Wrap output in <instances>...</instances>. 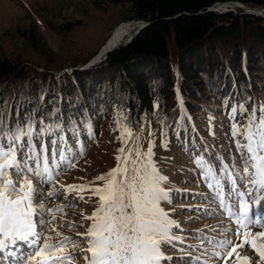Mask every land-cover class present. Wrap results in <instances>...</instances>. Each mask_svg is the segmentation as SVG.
<instances>
[{
    "label": "snow or ice",
    "instance_id": "6c2138e0",
    "mask_svg": "<svg viewBox=\"0 0 264 264\" xmlns=\"http://www.w3.org/2000/svg\"><path fill=\"white\" fill-rule=\"evenodd\" d=\"M238 108L240 115H244V106ZM236 112L234 108L233 114ZM258 112L253 109L243 125L239 122L232 125L242 165V171L235 173L238 179L229 172L225 184L216 180L213 185L216 173L211 165L202 156L194 158L204 178L209 180V187H215L221 206H225V199L232 200L226 207L237 225V237L241 228L245 230L239 245L212 238H204L203 243L221 249L231 246L227 256L236 253L239 264H249L250 258L241 257L237 252V248L245 244L259 257V264H264V106ZM49 115L54 117L56 112ZM120 130L119 139L125 147L118 149L116 167L96 178L103 182L102 186H62L65 199L70 191L89 190L99 199V206L92 215L83 217L92 223L86 233H78L87 237L80 257L84 264H173V258L164 248L174 247V242L183 243V240L174 231L179 224L161 207L162 203L170 202L169 192L162 186L167 179L152 161V142L149 141L144 152L139 145L129 148L126 136L132 138L133 132L128 125ZM66 131L62 120L52 119L46 123L33 115L21 121L17 112V119L12 121L10 113L0 107V264H74L77 261V255L69 249H76L83 241L60 232L59 227L64 226L62 222L54 226L56 214H63L65 206L48 208L52 199L59 198V192L43 187L51 185L53 169L72 159V148L64 135ZM180 134L177 122L175 135L178 139ZM69 166L75 167V164ZM36 181L41 184L40 188L36 187ZM252 204L257 206L255 211L251 209ZM253 226L261 230L251 232ZM72 230L69 224L68 231ZM188 250H192L191 245ZM207 253L205 248L202 255ZM213 255L219 257L220 253ZM180 264L207 262L189 255L186 260L182 256Z\"/></svg>",
    "mask_w": 264,
    "mask_h": 264
},
{
    "label": "rangeland",
    "instance_id": "374dc122",
    "mask_svg": "<svg viewBox=\"0 0 264 264\" xmlns=\"http://www.w3.org/2000/svg\"><path fill=\"white\" fill-rule=\"evenodd\" d=\"M234 11L241 15L240 10ZM124 17L123 9L105 0H0V64L19 68L27 66L41 73L53 70L58 71L55 74H64L67 70L85 65L83 62L86 59L95 56L119 24L132 23L124 22ZM74 61H78V65L72 68L70 66ZM257 102L260 107L264 106V91L257 95ZM196 110L192 116L191 134L182 136L183 142H178L171 128L161 125L159 119H150L145 123L134 121L135 127L128 125L133 137L126 136L127 147L139 145L144 152L151 141L152 161L167 179L162 186L169 192L170 202L162 203L161 207L170 219L179 224L174 231L183 240V243L174 242V247L164 248L165 253L173 258V264H180L181 257L186 260L189 255L199 256L207 264H239L236 253L227 256L231 246L221 249L203 243L204 238H212L217 242L230 240L233 245H239L245 230H239L238 238L237 225L229 217L226 207L232 204V200L225 199V206H221L215 187H209V180L204 178L194 158L202 153L211 165L216 173L213 185L216 180L225 184L229 172L233 173L234 179H238L235 173L242 171V165L233 140L232 125L237 122L243 125L244 121L239 114L234 120L229 119L222 110L219 98ZM125 119L120 105H115L93 121L90 129L80 130L79 143L77 137L67 135L65 138L72 148V159L52 170L51 185H43L48 191L59 192V198L52 199L47 204L48 208L65 206L63 214H56L54 226L62 222L64 226L59 227L60 232L83 241L76 249H69L77 255L74 264H84L80 249L86 247L87 237L78 233H86L92 221L83 217L92 215L99 206V199L90 190L70 191L65 199L62 186H102L103 182L96 178L116 167L118 149L125 147L119 139L120 129L126 125ZM70 163H74L75 167L69 166ZM57 172L59 175H56ZM35 183L37 188L41 187L38 181ZM256 208L255 204L251 205L253 211ZM69 224L73 226L70 232ZM260 230L255 226L250 229L251 232ZM189 245L192 246L190 252ZM205 248L208 253L202 255ZM180 249L186 251L182 253ZM214 252H219L220 256L213 255ZM237 252L241 257L248 256L249 264H259V257L250 245L237 248Z\"/></svg>",
    "mask_w": 264,
    "mask_h": 264
},
{
    "label": "trees",
    "instance_id": "16d2710c",
    "mask_svg": "<svg viewBox=\"0 0 264 264\" xmlns=\"http://www.w3.org/2000/svg\"><path fill=\"white\" fill-rule=\"evenodd\" d=\"M105 1L123 9L124 22L149 25L87 70L55 74L0 64V107L12 121L17 112L21 121L33 115L46 123L62 120L65 137L73 135L79 143L80 130L90 129L108 108L120 105L126 125L159 119L183 142L182 136L191 134L196 109L218 98L229 119L240 115L239 105L244 106V123L253 109L258 112L257 95L264 91V19L207 8L236 1L264 7V0ZM77 65L74 61L70 67ZM53 112L54 117L49 115Z\"/></svg>",
    "mask_w": 264,
    "mask_h": 264
},
{
    "label": "water",
    "instance_id": "95a60500",
    "mask_svg": "<svg viewBox=\"0 0 264 264\" xmlns=\"http://www.w3.org/2000/svg\"><path fill=\"white\" fill-rule=\"evenodd\" d=\"M228 4H236V7L239 8L240 10H251L253 13L251 12H244L241 11V15H246V16H251V17H255V18H260V19H264V7L262 6H250V5H246V4H242L240 2H224V3H215L213 4L211 7L207 8V11L209 12H216L218 14H225V13H236L233 10H218L217 7H220L218 5H228ZM201 11H199L197 14H200ZM181 14L175 15L171 18H169L168 20H172L175 19L177 17H179ZM133 23H135L136 27L135 30L133 31V33H131L128 37H126V39H124L123 43L121 45H119L118 47H113L111 49H108L107 51L102 52V50H100L96 56L92 59H90L85 65L77 67L75 69H73V71H83V70H87L90 69L91 67L96 66V64H101L102 62H104L108 55L110 53H112L115 50H118L120 48L126 47L142 30H144L149 23L146 22H142V21H132ZM72 70V69H71Z\"/></svg>",
    "mask_w": 264,
    "mask_h": 264
},
{
    "label": "bare ground",
    "instance_id": "6f19581e",
    "mask_svg": "<svg viewBox=\"0 0 264 264\" xmlns=\"http://www.w3.org/2000/svg\"><path fill=\"white\" fill-rule=\"evenodd\" d=\"M218 6H220V7H217L218 10H225V9L226 10H233V11L235 9L240 10L239 8L236 7V4L218 5ZM220 8H225V9H220ZM227 8H229V9H227ZM241 11L253 13L251 10L247 11V10L244 9V10H240V12ZM135 28H137V27H136L135 23H133V22L132 23H129V24H119L112 31V33L110 34V36L108 37V39L106 40V42L103 44V46L101 47L100 50H102V52H104V51H107L108 49H111L113 47H118L119 45H121L123 43V41H124V39H126V37H128L131 33H133V31L135 30ZM95 56H93V58Z\"/></svg>",
    "mask_w": 264,
    "mask_h": 264
}]
</instances>
